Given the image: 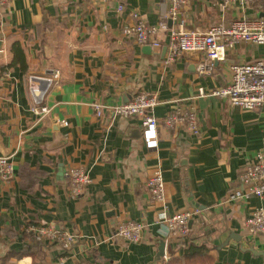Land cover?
Wrapping results in <instances>:
<instances>
[{
	"label": "crops",
	"instance_id": "crops-1",
	"mask_svg": "<svg viewBox=\"0 0 264 264\" xmlns=\"http://www.w3.org/2000/svg\"><path fill=\"white\" fill-rule=\"evenodd\" d=\"M222 4L193 0L174 18L169 0H10L0 9V157L8 158L15 171L12 180H0V264H170L180 259L185 250L175 243L166 245L165 259H158L159 208L147 189L158 169L169 214L198 211L190 239L208 249L211 264H264L263 257L249 252L264 254V237H248L244 228L251 210L264 206V200L233 198L242 189L241 170L259 153L264 156L263 113L200 95L227 86L231 65L264 61L262 46L240 43L228 49L211 75L198 71L205 62L199 53L166 63L170 33L180 26L205 32L264 16V8L243 12ZM120 6L124 9L118 12ZM138 13L157 29L153 43L160 49L123 35V27L137 23L133 15ZM15 46L22 59L15 60ZM54 70L61 80L49 91L51 114L40 117L31 112L30 78H47ZM140 93L156 96L158 119L178 102L195 109L200 133L160 129L158 148L149 149L140 122L116 117L112 109ZM95 104L103 116H97ZM71 168L87 170L92 182L72 199L65 179ZM128 220L148 225L142 243L115 237L118 225ZM39 225L76 235L72 250L64 253L57 244L25 233L26 227ZM231 235L240 242L233 239L222 247Z\"/></svg>",
	"mask_w": 264,
	"mask_h": 264
},
{
	"label": "built area",
	"instance_id": "built-area-1",
	"mask_svg": "<svg viewBox=\"0 0 264 264\" xmlns=\"http://www.w3.org/2000/svg\"><path fill=\"white\" fill-rule=\"evenodd\" d=\"M10 0H0V9L7 7ZM107 2L108 0H99ZM171 2L170 17L174 18L181 8L188 6L193 0H169ZM223 7H234L244 12L246 9L264 8L263 0H222ZM124 8L120 6L118 12ZM137 23L133 26L123 27V35L132 37L138 45L161 47L153 43L157 29L148 26L140 14H134ZM170 40L166 46V63L174 64L177 60L192 54H202L205 62L198 67L202 74L211 75L216 63L226 60V51L233 49L240 43L256 46L264 45V16L259 19H241L226 25L211 26L205 32L187 31L180 26L170 33ZM230 81L227 86L206 92L200 91L201 96H215L227 101L234 108L242 111H261L264 116V61H246L230 66ZM61 80L58 70L52 71L47 78L35 76L30 78L29 94L32 98L31 112L46 117L51 114L47 106L49 91L56 87ZM43 86L41 87V85ZM159 101L156 96L149 93H140L132 101L123 106L113 107L114 115L121 118L137 119L143 128V141L149 149H157L159 130L174 131L185 127L194 136L200 133L198 116L195 109L185 107L182 102L162 118H156L155 108ZM97 116H103L104 110L100 105H93ZM254 161L240 172L242 189L234 193L237 201H248L250 198L264 200V156L262 153L253 158ZM14 166L6 157H0V180L10 181L14 177ZM69 183V192L72 198L82 194L92 183L89 172L83 168H71L65 173ZM147 189L149 198L159 208L155 225L158 227L159 236L166 245H177L191 235L190 223L198 215L193 211H182L169 214L166 197V183L161 169L156 170L148 178ZM250 217L244 222L246 236L264 237V206L255 207L250 212ZM146 223L126 221L118 225L115 237L133 244H140L144 240ZM25 233L34 236L37 242L48 241L57 244L64 253L72 250L77 241V236L65 230L45 226H31L25 228Z\"/></svg>",
	"mask_w": 264,
	"mask_h": 264
},
{
	"label": "trees",
	"instance_id": "trees-1",
	"mask_svg": "<svg viewBox=\"0 0 264 264\" xmlns=\"http://www.w3.org/2000/svg\"><path fill=\"white\" fill-rule=\"evenodd\" d=\"M13 52L15 53V60L23 58L19 46H15ZM190 237L177 245L178 248L185 250L184 255L180 259H174L170 264H211L212 259L208 255V249L203 244L196 246Z\"/></svg>",
	"mask_w": 264,
	"mask_h": 264
},
{
	"label": "water",
	"instance_id": "water-1",
	"mask_svg": "<svg viewBox=\"0 0 264 264\" xmlns=\"http://www.w3.org/2000/svg\"><path fill=\"white\" fill-rule=\"evenodd\" d=\"M178 19H179L178 22L181 23L182 22V19L180 18V16H178ZM172 24H173V22H170V25H172ZM145 47L148 48V49H151L152 48L150 46H145ZM153 49H160V47L153 48ZM165 51H166V49H165ZM233 239H236L235 235H233V236L231 235L230 238L227 240V242H225V244L222 247L227 246L228 243H229V241L230 240H233ZM237 241L240 242V240H237ZM155 244L157 246H159L158 249H157V251H158L157 252L158 253V259L159 260L165 259V256H166V251H165L166 243H165V241L156 239L155 240ZM249 252L250 253H254L256 256H260V257H263L264 258V254L263 253L256 252L254 249H251Z\"/></svg>",
	"mask_w": 264,
	"mask_h": 264
},
{
	"label": "rangeland",
	"instance_id": "rangeland-1",
	"mask_svg": "<svg viewBox=\"0 0 264 264\" xmlns=\"http://www.w3.org/2000/svg\"><path fill=\"white\" fill-rule=\"evenodd\" d=\"M262 51L264 52V45L262 46ZM60 73V72H59ZM61 75V74H60ZM79 196V195H78ZM78 196H76L75 198H77ZM69 198L72 199V197L70 196V192H69Z\"/></svg>",
	"mask_w": 264,
	"mask_h": 264
}]
</instances>
